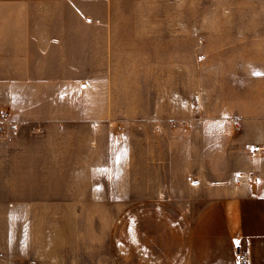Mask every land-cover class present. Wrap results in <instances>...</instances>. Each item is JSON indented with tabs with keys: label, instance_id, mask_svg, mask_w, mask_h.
I'll return each instance as SVG.
<instances>
[{
	"label": "rangeland",
	"instance_id": "rangeland-1",
	"mask_svg": "<svg viewBox=\"0 0 264 264\" xmlns=\"http://www.w3.org/2000/svg\"><path fill=\"white\" fill-rule=\"evenodd\" d=\"M19 1L68 4L43 11L46 19L55 13L110 21L106 43L91 42L87 59L41 60L43 67H57L61 83L38 92V107L57 101L59 119L38 123L26 136L51 133L58 162L72 146L75 164L100 165L89 177L102 175L107 193L115 180L128 186L131 175L160 174L166 149L184 154L196 148L203 170L213 150L223 165L226 153L260 152L253 140L264 138V0L0 3ZM11 120L18 135L20 124ZM8 134L17 139L12 132L0 135ZM133 201L90 203L89 218L68 220L73 237L89 244V264H150L164 252L165 238L192 221L173 217V204Z\"/></svg>",
	"mask_w": 264,
	"mask_h": 264
},
{
	"label": "crops",
	"instance_id": "crops-1",
	"mask_svg": "<svg viewBox=\"0 0 264 264\" xmlns=\"http://www.w3.org/2000/svg\"><path fill=\"white\" fill-rule=\"evenodd\" d=\"M61 5L68 4L0 3V108L21 127L17 139L0 135V264H89V244L73 237L68 220L89 218L90 203L134 199L173 204V217L192 220L188 229L165 238L164 252L153 255L150 264H238L239 252L249 264H264V138L253 140L259 153H226L224 165L213 150L204 170L194 147L184 154L163 150L160 174L131 175L128 186L115 180L107 193L102 175L89 177L100 165L75 164L72 146L58 162L51 133L26 137L38 123L50 126L59 119L57 101L48 100V109L38 107V92L61 83L57 67H43L41 60L87 59L91 42L107 41L109 20L55 13L43 18V11ZM95 31L103 35H91Z\"/></svg>",
	"mask_w": 264,
	"mask_h": 264
},
{
	"label": "built area",
	"instance_id": "built-area-1",
	"mask_svg": "<svg viewBox=\"0 0 264 264\" xmlns=\"http://www.w3.org/2000/svg\"><path fill=\"white\" fill-rule=\"evenodd\" d=\"M14 121L11 120L10 113L1 108L0 109V134H6L7 132H12V134L17 135V132H13L15 130V125H13ZM10 124V126H9ZM238 264H249L247 255L239 252L238 256Z\"/></svg>",
	"mask_w": 264,
	"mask_h": 264
}]
</instances>
